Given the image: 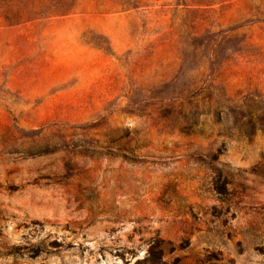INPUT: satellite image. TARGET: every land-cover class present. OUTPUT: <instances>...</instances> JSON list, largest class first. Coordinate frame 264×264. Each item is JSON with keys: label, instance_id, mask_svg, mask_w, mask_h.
<instances>
[{"label": "rangeland", "instance_id": "374dc122", "mask_svg": "<svg viewBox=\"0 0 264 264\" xmlns=\"http://www.w3.org/2000/svg\"><path fill=\"white\" fill-rule=\"evenodd\" d=\"M0 264H264V0H0Z\"/></svg>", "mask_w": 264, "mask_h": 264}]
</instances>
